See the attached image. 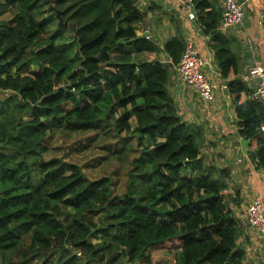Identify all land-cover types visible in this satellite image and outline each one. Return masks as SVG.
Wrapping results in <instances>:
<instances>
[{"label": "trees", "instance_id": "1", "mask_svg": "<svg viewBox=\"0 0 264 264\" xmlns=\"http://www.w3.org/2000/svg\"><path fill=\"white\" fill-rule=\"evenodd\" d=\"M194 4L223 78L236 77L222 15L206 12L208 0ZM55 8L74 33L45 0H0V14H10L0 20V264H56L60 252L58 264H157L153 249L175 252L177 264H251L238 244L231 172L204 154L203 128L168 93L186 40L178 31L161 49L138 39L137 0H57ZM140 54L155 59L135 63ZM228 86L241 116L246 86ZM250 107L239 135L264 169V110ZM101 124L135 139L139 156L122 195L110 177L41 159L56 130Z\"/></svg>", "mask_w": 264, "mask_h": 264}, {"label": "crops", "instance_id": "2", "mask_svg": "<svg viewBox=\"0 0 264 264\" xmlns=\"http://www.w3.org/2000/svg\"><path fill=\"white\" fill-rule=\"evenodd\" d=\"M208 1L210 8L206 12L214 11L222 15V0ZM137 6L144 17L136 26L138 39L146 35L145 39H150L163 49L179 31L187 43L194 45L205 63L202 72L216 88L214 102L206 105L194 89L184 85L177 70L178 66L174 67L168 93L175 99L186 121L203 128L207 139L204 154L210 159L214 158L220 167L230 170L229 192L232 195L238 192L240 200L239 205L232 208L240 230L238 244L248 252L249 263L264 264V238L251 230L246 222L247 208L255 198L262 201L264 211V169L258 160L250 156L249 144L244 150L241 143L244 139L239 135L240 123L243 124L248 114H251L250 106L258 105L254 95L255 82L248 83L242 78L251 69L254 59L264 67V3L249 4L243 25L222 30L232 41V50L240 66L239 74L228 78L222 76L215 55L209 48L210 38L203 32L204 28L198 25L197 21H190L186 10L179 6L176 0H137ZM4 16L6 15L0 16L3 18L1 21L6 20ZM154 59L155 57L147 54L133 56V61L141 64L152 62ZM161 60L163 64H170L164 55L161 56ZM234 81L243 83L248 91L243 92L240 105L244 112L241 116L238 115L236 104L233 102L234 96L231 95V88L228 86ZM59 130L74 134H94L95 137L91 140L94 144L87 142L81 147L95 145V148L103 153L96 160L100 164L118 163L121 161L119 156L130 161L132 151L136 153V149H131V152L129 149L135 142L134 138L124 134L120 140L112 127L106 124L75 130Z\"/></svg>", "mask_w": 264, "mask_h": 264}, {"label": "built area", "instance_id": "3", "mask_svg": "<svg viewBox=\"0 0 264 264\" xmlns=\"http://www.w3.org/2000/svg\"><path fill=\"white\" fill-rule=\"evenodd\" d=\"M179 6L186 10L190 21H197V10L194 0H176ZM251 3L262 4L264 0H248L247 3H240L238 0H222L223 13L221 29L226 30L230 27L243 25L247 16V5ZM205 65L200 58L197 49L192 43H187V48L177 67L181 74L183 84L194 89L206 105L216 99L215 86L203 74L202 69ZM245 82H255V98L264 110V67L253 60V65L246 75L242 78ZM227 88V86H224ZM264 134V126L262 127ZM246 222L248 227L258 236L264 238V211L262 201L255 198L247 208Z\"/></svg>", "mask_w": 264, "mask_h": 264}, {"label": "rangeland", "instance_id": "4", "mask_svg": "<svg viewBox=\"0 0 264 264\" xmlns=\"http://www.w3.org/2000/svg\"><path fill=\"white\" fill-rule=\"evenodd\" d=\"M1 15L2 14H0V16ZM50 17L51 15L49 14L47 18ZM4 18L9 19L10 14H7L6 16H4ZM0 19L3 18L0 17ZM66 39H68L66 41H69L72 44V39L69 34H66ZM94 137V134H74L68 131L56 130L54 134L51 135L48 141L49 143L47 144L48 146L46 145V149L43 150L41 159L43 158V161H49L52 158L58 157L76 163L84 168L86 175L92 180H97L103 177H110L113 180V189L115 190V192L119 195L124 194L127 191L129 184L128 173L132 169V161L139 156V154H137L138 152L135 153V151H132V154L129 153L132 156L130 161H128L127 159L123 160V158L119 156L121 158V161L118 163L106 162L104 164H100L96 160L101 157L103 153L99 152L98 149L95 148V145L88 146L91 143L94 144V142H91ZM87 142H89V144L86 146V148L81 147V145ZM133 148L136 149L135 142L129 148L130 152ZM126 152L127 151H125V153ZM70 154H72V156ZM25 239L26 242L30 245L32 241V233L27 234ZM151 254L153 256L154 262L157 264H177L175 252L153 249ZM35 264L41 263L37 261Z\"/></svg>", "mask_w": 264, "mask_h": 264}, {"label": "water", "instance_id": "5", "mask_svg": "<svg viewBox=\"0 0 264 264\" xmlns=\"http://www.w3.org/2000/svg\"><path fill=\"white\" fill-rule=\"evenodd\" d=\"M247 1H248V0H238V2H240V3H247ZM56 2H57V0H45V3L50 4V5H51V9L56 13V15H57V17H58V19H59V21H60V26L69 27L70 30H71V32L74 33L75 30H76L75 25H73V24L69 25L68 23H65V22L62 20V18H61V12L58 11V10L55 8ZM145 37H146V35H143L141 38H142V39H145ZM79 69H81V67H80ZM241 143H242V146H243L244 150H246V146H247V144H249V142L246 141V140H243ZM204 159H205V156L202 155V156H200V157L197 159V161L201 162V161H204ZM77 254H78V252H73L72 256H75V255H77ZM61 257H62V254H61V252H60L59 257H58V259H57L56 262H55L56 264H58V261L61 259ZM68 259H69V258H68ZM68 259H66L63 263H65Z\"/></svg>", "mask_w": 264, "mask_h": 264}]
</instances>
